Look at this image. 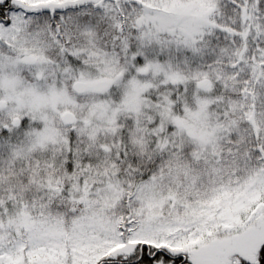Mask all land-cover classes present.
<instances>
[{
  "label": "snow or ice",
  "instance_id": "1",
  "mask_svg": "<svg viewBox=\"0 0 264 264\" xmlns=\"http://www.w3.org/2000/svg\"><path fill=\"white\" fill-rule=\"evenodd\" d=\"M0 264H264V0H0Z\"/></svg>",
  "mask_w": 264,
  "mask_h": 264
}]
</instances>
